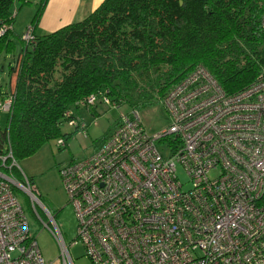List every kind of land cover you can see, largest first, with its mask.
Instances as JSON below:
<instances>
[{"label": "built area", "instance_id": "1", "mask_svg": "<svg viewBox=\"0 0 264 264\" xmlns=\"http://www.w3.org/2000/svg\"><path fill=\"white\" fill-rule=\"evenodd\" d=\"M32 32L21 38L29 43ZM98 101L116 106L96 94L82 104ZM11 104L0 97V110ZM162 104L171 122L160 132L149 134L137 110L123 112L96 151L59 170L77 219L73 243L91 264H264V78L227 93L197 65ZM67 125L86 134L74 118ZM15 163L10 149L0 154V264H55L42 257L16 188L47 216L57 264H74L55 217L27 177L12 174Z\"/></svg>", "mask_w": 264, "mask_h": 264}, {"label": "trees", "instance_id": "2", "mask_svg": "<svg viewBox=\"0 0 264 264\" xmlns=\"http://www.w3.org/2000/svg\"><path fill=\"white\" fill-rule=\"evenodd\" d=\"M16 1L0 0V27L10 26L0 36V53L15 49ZM46 2L37 3L30 21L32 41L17 36L9 90L0 85V97L12 98L0 154L10 149L15 162L51 140L65 141L68 120L84 123L80 107L96 105L82 104L89 95L106 96L129 112L162 103L197 65L227 93L264 78V0H103L79 21L36 33ZM11 170L23 178L16 166Z\"/></svg>", "mask_w": 264, "mask_h": 264}, {"label": "rangeland", "instance_id": "3", "mask_svg": "<svg viewBox=\"0 0 264 264\" xmlns=\"http://www.w3.org/2000/svg\"><path fill=\"white\" fill-rule=\"evenodd\" d=\"M25 1L27 2L22 3L19 0L15 2L17 13L13 22V31L17 36H20L30 24L40 0ZM17 36L13 37L15 44L13 53H0V85L1 90L4 91H8L10 87L8 66L12 63L13 57L17 56L20 51L21 45ZM127 110L124 106L117 108L99 101L94 107L88 109L80 107L78 115L86 124L85 135L74 131L66 124L62 128V132L69 134V137L63 146H58L56 139L51 140L42 145L31 156L15 163L16 168L30 179L31 186L38 192L42 205L55 217L56 224L69 247V253L74 264H91V262L85 256L81 242L73 243L76 238L77 219L74 208L68 203L59 170L64 165L96 151L113 132L120 119V114ZM138 113L145 130L149 134L160 132L171 122V118L161 102L139 109ZM6 123L7 114L0 110V131L6 127ZM157 145L160 146V143L157 142ZM180 176L184 178L183 175ZM19 180L23 181V178H19ZM15 195L26 216L29 230L35 236L42 257L45 261H53L57 264L60 248L51 230L44 226L48 222L47 216L36 204L37 216L29 196L19 188L15 189Z\"/></svg>", "mask_w": 264, "mask_h": 264}, {"label": "crops", "instance_id": "4", "mask_svg": "<svg viewBox=\"0 0 264 264\" xmlns=\"http://www.w3.org/2000/svg\"><path fill=\"white\" fill-rule=\"evenodd\" d=\"M102 1L47 0L35 32L55 31L71 22L79 21L96 9Z\"/></svg>", "mask_w": 264, "mask_h": 264}]
</instances>
